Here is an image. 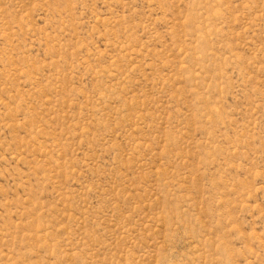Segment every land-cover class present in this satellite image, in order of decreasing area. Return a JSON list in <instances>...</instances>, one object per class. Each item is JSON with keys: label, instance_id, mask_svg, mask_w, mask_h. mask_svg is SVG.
<instances>
[{"label": "rangeland", "instance_id": "374dc122", "mask_svg": "<svg viewBox=\"0 0 264 264\" xmlns=\"http://www.w3.org/2000/svg\"><path fill=\"white\" fill-rule=\"evenodd\" d=\"M0 264H264V0H0Z\"/></svg>", "mask_w": 264, "mask_h": 264}]
</instances>
